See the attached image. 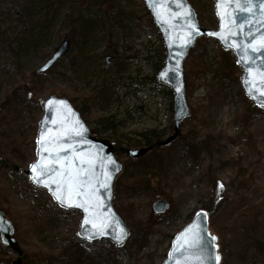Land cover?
Returning a JSON list of instances; mask_svg holds the SVG:
<instances>
[{
	"label": "rangeland",
	"instance_id": "obj_1",
	"mask_svg": "<svg viewBox=\"0 0 264 264\" xmlns=\"http://www.w3.org/2000/svg\"><path fill=\"white\" fill-rule=\"evenodd\" d=\"M189 2L202 27L218 29L214 0ZM146 11L143 0H0V157L8 160L0 168V206L15 227L24 264H163L174 236L202 209L219 264H264V115L246 98L233 53L224 56L215 40H199L185 65V71L191 63L198 68L185 73L192 116L181 137L207 145L197 162L181 137L160 153L164 163L156 171L118 157L124 172L114 206L131 230L125 246L80 238L81 215L60 209L25 174L43 115L32 100L65 97L80 111L89 99L84 119L92 130L98 118H113L131 138L172 124L173 96L155 81L162 40ZM66 38L67 55L39 74ZM36 73L33 86L28 78ZM208 170L217 177L214 201ZM160 199L170 208L157 215L153 204ZM17 257L0 244V264Z\"/></svg>",
	"mask_w": 264,
	"mask_h": 264
},
{
	"label": "water",
	"instance_id": "obj_2",
	"mask_svg": "<svg viewBox=\"0 0 264 264\" xmlns=\"http://www.w3.org/2000/svg\"><path fill=\"white\" fill-rule=\"evenodd\" d=\"M143 1L165 49L164 66L158 72L156 81L173 93L171 135L141 148L115 145L112 141L98 136L69 99L51 95L40 102L43 115L35 139V160L25 174L35 187L45 190L59 208L81 215L78 235L89 244L107 241L116 248H122L129 241L130 227L114 206L116 181L124 171L118 154H125L132 161H137L155 149L170 146L180 137L183 121L191 116L187 101L185 62L199 40H215L223 50L233 53L237 66L243 70L240 83L246 98L258 108L264 109V93L254 86L250 87V84L258 85L264 82L260 78V74L264 73V50H252L253 47H259V41L264 37V9L260 7L264 0H251V11H241L237 7V4L246 6L248 0H215V15L219 21L217 30L201 26L196 10L188 0ZM190 25H195V28ZM69 49L70 41L66 38L38 72L49 71L67 55ZM105 61L110 65L112 58L106 57ZM49 101L53 103L49 104ZM61 101L63 103H60ZM42 132L45 133L44 144L49 151H43L38 143ZM57 156L59 163L55 162ZM37 163L59 169L61 175L65 171L79 169L81 179H90V183L82 189L88 195L76 196L74 192L71 206H62L54 194L58 185L53 182V179L59 180L61 176H54L53 179H49L48 175L39 176L40 169H37L36 173L32 171V166ZM11 168L20 171L19 167ZM34 177L43 180V183H36ZM59 194L62 198L66 197L63 186ZM85 199L89 200L88 212L77 206ZM169 208L170 203L163 199L153 204V211L157 215L164 214ZM85 219L91 222L84 224ZM101 229L103 235L99 234ZM189 229L191 231H188ZM15 233L13 223L0 206V244L17 254L18 257L12 264H24V251ZM198 233L203 236V248L188 250V243H191ZM90 235L92 239L87 238ZM210 237L213 236L209 231L208 215L200 210L193 220L175 235L169 256L163 264H216L217 247Z\"/></svg>",
	"mask_w": 264,
	"mask_h": 264
},
{
	"label": "trees",
	"instance_id": "obj_3",
	"mask_svg": "<svg viewBox=\"0 0 264 264\" xmlns=\"http://www.w3.org/2000/svg\"><path fill=\"white\" fill-rule=\"evenodd\" d=\"M148 14V11H146ZM224 56L228 55L227 51L223 52ZM160 59L158 58V63L156 64V69L160 70L163 68L164 64V57H165V50L163 45H160V54H159ZM192 60H189L190 62ZM192 65L190 68L186 71V73H190V70L195 71L196 67L194 63H191ZM234 67V66H233ZM198 68V67H197ZM39 74H33L28 78V81H30L31 84L36 85V80L35 78L38 77ZM156 81V80H155ZM188 84V83H187ZM30 85V84H29ZM30 87L28 92H32L34 94V87ZM189 87V85H188ZM187 87V89H188ZM189 90V89H188ZM168 96L172 97V91L168 90ZM188 97H189V91H188ZM75 101V100H74ZM73 101V102H74ZM37 107L40 106L36 100H32ZM89 99L84 100L82 105L80 106V112L82 113L83 117L89 113V106H88ZM170 107L172 108V103L170 104ZM253 111L255 114L257 112L261 113L264 115V109H260L258 107H254ZM95 124L97 127L94 129L95 133L100 136V137H107L115 145H122L127 148H139L142 146H150L153 145L161 140L166 136V132L170 129H172V124L169 126V128L164 129V130H149L143 133H136L134 138L128 137L126 134L120 133V124L116 121L113 120V118H98L95 121ZM190 135V133H188ZM181 143H184L187 146V151H190V154L188 156L192 157L194 162H197V160L200 157V154L202 153V150L206 149L207 145H202L204 143L197 142L193 138L187 137L186 135L182 136L180 139ZM177 143V142H176ZM174 143L172 146L167 147L165 149L161 150H154L149 154V158H142L137 162H131L133 166L135 165H144L145 170L147 171H156L157 168L162 167L164 163V158L160 155L161 152L170 149L176 145ZM180 143V142H179ZM211 152V151H209ZM122 154H118V157H120ZM2 158L0 157V168L5 166L6 161L8 160H1ZM127 169V166H126ZM207 180L209 181V186L211 187V190L208 191V196L210 197L211 200L214 201V189L216 190L217 188V177L215 176L214 171L208 170L206 175Z\"/></svg>",
	"mask_w": 264,
	"mask_h": 264
},
{
	"label": "snow or ice",
	"instance_id": "obj_4",
	"mask_svg": "<svg viewBox=\"0 0 264 264\" xmlns=\"http://www.w3.org/2000/svg\"><path fill=\"white\" fill-rule=\"evenodd\" d=\"M237 7L240 8L241 11H251V8L253 7V5L251 4V0H248L247 5L246 6H241L240 4H237ZM260 7L262 9H264V3H262L260 5ZM242 26V25H241ZM191 28H195V25H190ZM252 50L254 52H260L262 50H264V37H261L260 41H259V47H253ZM260 78L261 81H264V73L260 74ZM256 87L258 91H260L261 93H264V82L258 84V85H252L250 84V87ZM52 101H49V104H52ZM60 103H63L62 101ZM79 133H77L78 135ZM44 135L45 133H41V137L40 140L38 141V143H40L41 148L43 151H49V149L45 146L44 144ZM67 159V158H66ZM43 160V157H42ZM56 163H59V157H56L55 160ZM69 164H71V161H69ZM37 169H40L39 172V176H45L48 175L49 179H53L54 176H61V178L59 180L53 179V182L56 183L58 185L56 192L54 193L56 196V199L58 201H60L62 206H71L72 204V195L75 192L76 196H87V193H84L82 191V189L90 183V179L85 177L84 179H81L80 177V170L77 169L75 171L72 170H68L65 171L62 175L60 173L59 169H56L54 167H45L43 166L41 163H37L34 164L32 166V171L34 173L37 172ZM36 183H43V180L39 179V178H35ZM47 186V185H46ZM61 186H63V188L66 191V197L62 198V196L59 194V192L61 191ZM222 187V185H221ZM67 201V202H66ZM78 207H82L84 209L85 212L89 211V200L85 199L83 203H80L77 205ZM91 221H89L88 219H85L84 224H88ZM94 227L96 225H93ZM123 231V230H121ZM188 231H191V229H189ZM100 235H103V231L101 229V231L99 232ZM88 239H92V236H88ZM118 239H120V237H118ZM210 239L214 242L215 241V237H210ZM204 246V241H203V236L201 234H196L191 243H188L187 247L188 250H192V249H196V250H200L202 249ZM219 260L220 257L219 255L215 256V261L216 264H219Z\"/></svg>",
	"mask_w": 264,
	"mask_h": 264
}]
</instances>
